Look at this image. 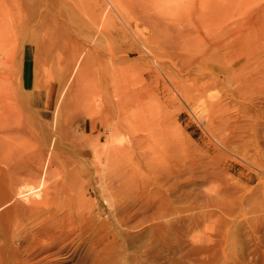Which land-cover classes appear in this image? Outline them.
<instances>
[{
    "label": "rangeland",
    "instance_id": "obj_1",
    "mask_svg": "<svg viewBox=\"0 0 264 264\" xmlns=\"http://www.w3.org/2000/svg\"><path fill=\"white\" fill-rule=\"evenodd\" d=\"M0 264H264V0H0Z\"/></svg>",
    "mask_w": 264,
    "mask_h": 264
},
{
    "label": "bare ground",
    "instance_id": "obj_2",
    "mask_svg": "<svg viewBox=\"0 0 264 264\" xmlns=\"http://www.w3.org/2000/svg\"><path fill=\"white\" fill-rule=\"evenodd\" d=\"M43 158L45 159V157H43ZM44 159H43V160H44Z\"/></svg>",
    "mask_w": 264,
    "mask_h": 264
}]
</instances>
